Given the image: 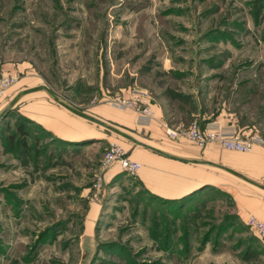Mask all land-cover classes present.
I'll return each instance as SVG.
<instances>
[{"label":"rangeland","instance_id":"obj_1","mask_svg":"<svg viewBox=\"0 0 264 264\" xmlns=\"http://www.w3.org/2000/svg\"><path fill=\"white\" fill-rule=\"evenodd\" d=\"M0 73L16 78L0 113L30 85L82 112L125 111L137 89L163 123L223 116L264 141V0H0ZM20 102L0 120V264H264L237 203L248 185L214 170L159 196L141 161L104 166L112 144L136 161L131 142L80 117L96 139H52Z\"/></svg>","mask_w":264,"mask_h":264},{"label":"crops","instance_id":"obj_2","mask_svg":"<svg viewBox=\"0 0 264 264\" xmlns=\"http://www.w3.org/2000/svg\"><path fill=\"white\" fill-rule=\"evenodd\" d=\"M39 86L30 85L23 89L28 90ZM43 93H45V91H37L22 98L18 112L19 115L31 124L46 131L52 139L77 142L88 139L92 141L97 138L93 130L87 129L88 126L86 127V125H84L85 123L83 120L79 119L78 116L63 108L61 105L56 104L55 101L49 100ZM63 100L65 101V99ZM83 112L121 130L145 145L176 157L205 161L224 166L246 176L250 180L264 185V147L260 145L255 146L251 154L239 155L238 153V155H235L230 154L217 144H210L205 148H200L194 142L183 139L174 142L165 133L163 122L160 118H156L149 126H142L137 123L136 114L134 112L126 110L119 111L105 104L98 105L90 109V111L85 110ZM204 122L205 125L208 123H218L223 126H233L231 120L223 116L212 121L204 120ZM11 123L14 125L13 119ZM238 130L241 131V129ZM134 146L138 147V149L132 150L131 157L135 159L136 162L141 161L144 165L146 164L148 166V169H143L145 172H143L142 175L143 177H147L148 186L153 189L157 195L167 198H176L179 197L178 195L180 194L186 196L196 191V189L202 185L206 186L211 183L210 181H214L213 178L211 179L206 175L211 173L210 171H220L240 180L250 188L253 187L251 189L245 187L241 190L242 192L239 191L240 197L237 203L241 212L240 214L242 216H244L245 213L254 215L264 222V196L252 190L260 188L217 167L205 164L180 162L156 154L142 146Z\"/></svg>","mask_w":264,"mask_h":264},{"label":"built area","instance_id":"obj_3","mask_svg":"<svg viewBox=\"0 0 264 264\" xmlns=\"http://www.w3.org/2000/svg\"><path fill=\"white\" fill-rule=\"evenodd\" d=\"M15 83V77L0 73V101ZM147 98L148 95L145 92L133 89L129 98L117 99L114 106L122 110L134 111L137 123L142 126H149L156 120V115ZM163 128L170 139L186 138L196 143L200 148L217 144L229 152L251 154L255 146L264 145V141L260 137L256 135L246 136L234 125L223 126L218 123H208L202 128L199 123L189 127L182 124L163 123ZM115 165L130 174H136L141 169V164L133 161L127 155V151L119 144H112L104 159V166L107 168ZM247 225L264 242V222L256 216L250 215L247 218Z\"/></svg>","mask_w":264,"mask_h":264},{"label":"water","instance_id":"obj_4","mask_svg":"<svg viewBox=\"0 0 264 264\" xmlns=\"http://www.w3.org/2000/svg\"><path fill=\"white\" fill-rule=\"evenodd\" d=\"M37 91H45L48 93V95L59 105H61L63 108L67 109L68 111H70L71 113H73L74 115L78 116V117H81L89 122H92V123H95L97 125H100L104 128H106L107 130H110L112 131L113 133L117 134L118 136L124 138L125 140L131 142L132 144L134 145H137V146H142L156 154H159L161 156H164L166 158H169V159H173V160H177V161H180V162H186V163H191V164H205V165H211V166H214V167H217L221 170H224L230 174H232L233 176H236L246 182H248L249 184L257 187V188H260L261 190H264V185L262 184H259L253 180H250L249 178H247L246 176L232 170V169H229V168H226L224 166H221V165H218V164H213V163H209V162H205V161H198V160H189V159H185V158H180V157H176V156H173L169 153H166L164 151H161L159 149H156V148H153L151 146H148V145H145L139 141H137L135 138L131 137L130 135L122 132L121 130L117 129V128H114L98 119H96L95 117L93 116H90L88 115L87 113L85 112H82L81 110L75 108L74 106L68 104L67 102H65L60 96H58L52 89H50L49 87L47 86H39V87H36V88H32V89H28V90H24L22 92H20L10 103L9 105L0 113V120L3 119L10 111H12L15 106L18 104V102H20V100L22 98H24L26 95L28 94H31V93H34V92H37Z\"/></svg>","mask_w":264,"mask_h":264},{"label":"trees","instance_id":"obj_5","mask_svg":"<svg viewBox=\"0 0 264 264\" xmlns=\"http://www.w3.org/2000/svg\"><path fill=\"white\" fill-rule=\"evenodd\" d=\"M17 132L18 133H21V135H22V137H26V135H28V132H27V128H25L24 126H22L21 124L20 125H18V123H17Z\"/></svg>","mask_w":264,"mask_h":264}]
</instances>
